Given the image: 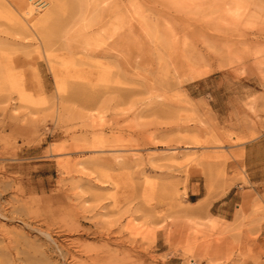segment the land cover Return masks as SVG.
<instances>
[{
    "label": "rangeland",
    "instance_id": "374dc122",
    "mask_svg": "<svg viewBox=\"0 0 264 264\" xmlns=\"http://www.w3.org/2000/svg\"><path fill=\"white\" fill-rule=\"evenodd\" d=\"M18 2L0 0V264L255 261L264 0H111V38L99 0H24L33 25Z\"/></svg>",
    "mask_w": 264,
    "mask_h": 264
},
{
    "label": "bare ground",
    "instance_id": "6f19581e",
    "mask_svg": "<svg viewBox=\"0 0 264 264\" xmlns=\"http://www.w3.org/2000/svg\"><path fill=\"white\" fill-rule=\"evenodd\" d=\"M18 1L19 2L16 3V5L19 6L22 9V14L28 20L27 22L30 23L31 25L35 24L37 22V20L40 19V14H38L39 10L37 8H34L32 6V4H30V3L29 4H26V6H25L24 5V0H18ZM99 1H100V4H101V7H102V11H104V9H106L109 12L108 15L106 16V19H104L102 22H100V24L97 26V29L96 30L99 31V32H101L99 36H102V37L106 36L107 38H111V37L116 36V35L118 37L121 36L120 34H121V32H122V30H123V28L125 26V23H127L126 22L127 21V18H125V16H123V14L121 13L118 3L115 4L114 6L112 5L113 7L111 9V7H110L111 0H99ZM34 13H37L38 15L37 16H34L33 15ZM89 15H90V13H86L85 14V21H86V17L89 16ZM99 36H97V37H99ZM131 36H132V34H131ZM102 37H101V39H102ZM122 37H124V36H122ZM113 39L111 41H113ZM124 39H122V42L124 41ZM103 40H105V39L103 38ZM129 40H131V39H129ZM93 41H94V39L92 41L88 42V44H91V42H93ZM111 41H110V43H111ZM95 42H97V41L95 40ZM108 43H109V41H108ZM126 45H128V44H126ZM133 45H134V43H133ZM128 46H130V44ZM134 46L135 47L137 46L136 45V42H135V45ZM127 47H124V48H127ZM131 48H133V50H134V47H131ZM120 49H118L119 52L121 51ZM122 51H123V49H122Z\"/></svg>",
    "mask_w": 264,
    "mask_h": 264
},
{
    "label": "crops",
    "instance_id": "0c3cea01",
    "mask_svg": "<svg viewBox=\"0 0 264 264\" xmlns=\"http://www.w3.org/2000/svg\"><path fill=\"white\" fill-rule=\"evenodd\" d=\"M212 206L213 204L210 207ZM212 217H218L219 219H221V217L217 215H213ZM250 253L253 254L252 256L255 259V261L251 260V257H250L249 258L250 260H247L244 264H264V252H250ZM189 261H190V264H209L206 259H202V260L194 259V260H189ZM163 264H184V261L179 256L171 255L170 257L166 259V261ZM212 264H223V263L220 261V262H214Z\"/></svg>",
    "mask_w": 264,
    "mask_h": 264
}]
</instances>
